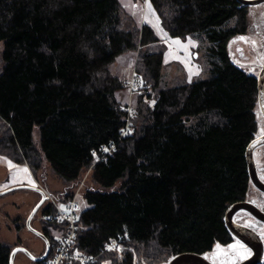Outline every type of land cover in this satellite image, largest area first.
Returning <instances> with one entry per match:
<instances>
[{
  "label": "trees",
  "instance_id": "16d2710c",
  "mask_svg": "<svg viewBox=\"0 0 264 264\" xmlns=\"http://www.w3.org/2000/svg\"><path fill=\"white\" fill-rule=\"evenodd\" d=\"M147 1L170 36L204 35L208 77L165 81V46L120 0H0V154L33 172L46 159L65 184L90 169L91 181L106 190L84 191L76 248L97 254L124 235L120 250L100 254L95 264H159L227 245L234 237L225 212L249 192L246 148L259 130L257 77L228 50L247 29L246 6ZM126 53L137 54L145 94L136 98L130 134L122 136L126 85L110 66ZM63 194L61 200L74 193ZM51 210L48 204L43 212ZM57 227L42 230L51 249ZM11 250L0 240V264H9Z\"/></svg>",
  "mask_w": 264,
  "mask_h": 264
},
{
  "label": "rangeland",
  "instance_id": "374dc122",
  "mask_svg": "<svg viewBox=\"0 0 264 264\" xmlns=\"http://www.w3.org/2000/svg\"><path fill=\"white\" fill-rule=\"evenodd\" d=\"M122 8L131 14L139 25L149 24L158 35L160 44L164 47L163 76L169 83L177 80L192 81L206 78L210 75V68L206 61L208 40L203 34L187 35L184 38L170 36L164 29L155 11L148 7L146 0H120ZM247 29L242 34L234 35L229 43L228 50L231 59L242 69L257 76L264 65V2L255 5H246ZM229 20L225 26L231 25ZM244 37L245 39H239ZM211 45V43H210ZM2 45L0 44V52ZM216 59V57H214ZM137 54H121L111 64L110 70L122 81L131 78L135 71ZM1 65V62H0ZM140 91V92H139ZM139 91L130 95L127 86L120 92L122 104L131 103L135 107L136 98L144 96L142 85ZM153 93L146 102L151 104ZM259 130L257 135L264 133V117L258 110ZM256 135V136H257ZM34 139L38 143V134L34 131ZM254 159L259 177L264 181V144L254 150ZM10 162V163H9ZM26 169V171H25ZM16 185L34 186L42 188L46 194L56 199H61L65 191L72 190L77 194L78 211L83 210L87 204L83 199L84 191L88 188L106 190L105 187L95 184L90 179V169L86 170L73 184H65L51 170L46 159L42 167L33 172L27 163H17L6 155L0 154V192ZM41 198V194L29 188H17L0 194V240L6 242L13 249L15 246L25 247L31 254H43L45 243L31 228L42 231L47 224L44 209L49 204L47 198L38 208L30 220V226L26 221L34 205ZM247 200L264 209V192L250 182ZM61 207H64L61 203ZM240 222L253 227L264 240V222L244 210L236 213ZM46 223V224H45ZM229 245L235 247L230 248ZM51 246L49 247V251ZM251 254V249L243 242L234 238L227 245L216 244L212 251L206 253L213 256L216 264H229V259L236 256L242 260ZM171 258V257H170ZM169 258V259H170ZM168 259V260H169ZM167 260V261H168ZM164 261L159 264H164ZM264 262V255L262 258ZM14 264H34L25 253L18 251L14 258ZM42 264H46L42 260Z\"/></svg>",
  "mask_w": 264,
  "mask_h": 264
},
{
  "label": "water",
  "instance_id": "95a60500",
  "mask_svg": "<svg viewBox=\"0 0 264 264\" xmlns=\"http://www.w3.org/2000/svg\"><path fill=\"white\" fill-rule=\"evenodd\" d=\"M242 5H255L264 2V0H238ZM257 77V87H258V106L261 114L264 117V65L261 67ZM264 144V133L255 136L247 145L246 148V160L248 164V171L250 176V182L255 185L258 189L264 192V181L258 175V169L254 159V150L259 146ZM17 188H29L33 189L41 194V198L34 205L31 213L27 218V225L30 226V220L38 210V208L43 204L47 199L46 192L40 187L34 186H25V185H16L10 188H7L0 192V194L6 193L8 191L17 189ZM244 210L254 216L256 219L264 222V209L260 208L255 203L245 199L232 203L225 212V223L232 234V236L241 242H243L248 248L251 249V254L246 258L234 263V264H258L262 263V258L264 255V240L262 236L258 233L256 229L246 224L239 222L235 218V214ZM31 230L38 235L45 243V250L40 256H35L31 254L23 246H15L9 257V264H14V258L18 251H22L28 256L31 260L38 262L42 261L49 252V240L46 235L40 231L31 228ZM164 264H216L213 261L212 256H207L206 254H201L192 251H184L173 255L166 263Z\"/></svg>",
  "mask_w": 264,
  "mask_h": 264
},
{
  "label": "built area",
  "instance_id": "2783aa9c",
  "mask_svg": "<svg viewBox=\"0 0 264 264\" xmlns=\"http://www.w3.org/2000/svg\"><path fill=\"white\" fill-rule=\"evenodd\" d=\"M123 82L127 86L130 95L139 91L142 85L141 78L135 72L131 78H126ZM121 109L127 113L126 124L121 131V135L123 136L131 132V118L136 113V108L129 102L122 104ZM112 148L108 147L106 151L109 152ZM47 198L49 199V204L52 206V210L45 214V221L48 224L56 223L58 227L55 228L53 247L43 259L46 264H95L100 254L120 250L124 240L123 234H118L107 240L100 249V253H85L78 250L75 245L79 213L77 194L75 193L71 197L61 200L47 193ZM61 203H63L64 207H61Z\"/></svg>",
  "mask_w": 264,
  "mask_h": 264
},
{
  "label": "flooded vegetation",
  "instance_id": "af4514ba",
  "mask_svg": "<svg viewBox=\"0 0 264 264\" xmlns=\"http://www.w3.org/2000/svg\"><path fill=\"white\" fill-rule=\"evenodd\" d=\"M235 218L240 222V217L239 216H236L235 214ZM42 254V253H41ZM41 254H34L35 256H40ZM28 257V256H27ZM213 257V256H212ZM30 259V258H29ZM240 261L236 256H233L232 258L229 259V264H234L236 262ZM34 264H39L40 261L38 262H35L33 261Z\"/></svg>",
  "mask_w": 264,
  "mask_h": 264
},
{
  "label": "snow or ice",
  "instance_id": "6c2138e0",
  "mask_svg": "<svg viewBox=\"0 0 264 264\" xmlns=\"http://www.w3.org/2000/svg\"><path fill=\"white\" fill-rule=\"evenodd\" d=\"M146 2H147V0H146ZM148 7L151 8L150 3L148 4ZM239 39H245V38H244V37H240ZM9 163H10V162H9ZM25 171H26V169H25ZM229 247L232 248V247H235V246H234V245H229Z\"/></svg>",
  "mask_w": 264,
  "mask_h": 264
}]
</instances>
